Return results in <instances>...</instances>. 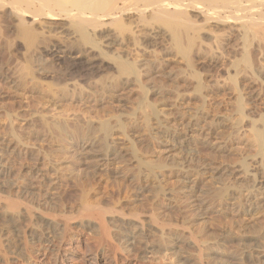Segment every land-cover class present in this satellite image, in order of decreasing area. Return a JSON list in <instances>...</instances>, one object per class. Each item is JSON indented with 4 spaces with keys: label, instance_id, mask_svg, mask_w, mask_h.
Wrapping results in <instances>:
<instances>
[{
    "label": "rangeland",
    "instance_id": "374dc122",
    "mask_svg": "<svg viewBox=\"0 0 264 264\" xmlns=\"http://www.w3.org/2000/svg\"><path fill=\"white\" fill-rule=\"evenodd\" d=\"M0 13V169L8 173L0 175L2 195L9 182L22 187L29 182L26 171L35 170L44 177L29 183L33 189L27 199L47 202L44 207L62 200L72 205L87 179L85 194L93 205L104 206L113 196L124 212L153 214L184 228L177 236L184 250L169 245L159 251V234L147 232L154 264L193 258L188 232L219 251L203 264H241L245 252L264 250V58L258 55L251 70L236 72L232 64L240 43L232 39L223 54L211 55L204 47L214 41L209 28L201 31L207 41L193 54L192 69L169 51L157 29H134L140 47H133L130 34L121 42L104 30L106 58L89 50L70 53L60 41L65 21H47L39 28L27 18L36 33L58 40L53 38L51 51L39 47V52L37 43L28 52L13 34L17 21ZM190 17L200 23L195 14ZM130 19L137 21V16ZM116 55L134 62L136 76L116 72ZM198 74L201 91L193 80ZM124 177L129 181L118 184ZM2 213L0 208V239L18 245L26 222ZM107 221L123 247L127 238L139 240V227L130 219ZM36 222L32 230L39 235L42 225ZM73 229L76 234L68 232L67 240L89 238L75 223Z\"/></svg>",
    "mask_w": 264,
    "mask_h": 264
},
{
    "label": "bare ground",
    "instance_id": "6f19581e",
    "mask_svg": "<svg viewBox=\"0 0 264 264\" xmlns=\"http://www.w3.org/2000/svg\"><path fill=\"white\" fill-rule=\"evenodd\" d=\"M0 11L3 18L11 17L17 21L13 34L15 38L23 42L22 45L24 44L27 51L37 43L39 52H41L39 47L44 48L45 52L51 51L50 44L55 39L45 36L43 31L38 30L36 33V28L32 23L38 22L39 27L47 21L63 20L67 28L64 29L66 35L60 41L70 53L82 54L89 50L106 58L108 54L102 48V38L107 36L104 30H109L110 36L121 42L125 41L126 36L130 34L133 47H140L141 45L138 46L140 37L135 36L134 29H152V31L157 29L163 32L162 35L169 43V51L179 56L185 65L192 69V56L202 51L201 42L207 41L204 40L201 31L209 28L208 32L211 33L214 41L211 45L205 44L204 47L208 50L207 53H212L211 55L223 54L224 47L232 39L236 38L240 43L239 58L232 64L236 72L240 68L251 70L253 59L256 56L264 58V0H0ZM190 14L198 16L200 23L192 21ZM134 15L137 16V21H133L136 22L133 26L130 18ZM27 18L32 20L31 24L26 22ZM231 27H235L236 30H232ZM234 31L238 32L237 37ZM143 51L144 49H133L132 52L139 54ZM145 53L144 51L143 54ZM117 56L119 55H116L113 61L116 72L120 75L136 76L137 68L134 62L123 61L120 56ZM20 73L22 74V71ZM192 75L190 76L193 77ZM196 76L198 78H193L195 82L197 81L195 88L201 91L203 84L199 74ZM0 80H3L1 74ZM5 174L8 175L0 169V175L5 176ZM24 176L29 179L27 180L29 182L22 187H14V184L9 182V189L5 188L8 190L7 195L4 192L7 196L5 201L2 200L3 192L0 193L2 198H0L2 200L0 208L5 210L7 215H16L26 222L25 229L21 228L23 229L22 237L19 236L20 233L17 235L20 238L16 237L19 240L22 238L18 245H12L9 241L4 244V240L0 239V264H48V260H52V264H154L149 260L152 251L146 246L147 235L150 232L159 234L156 239L159 251H165L169 245L180 250L186 249L177 237L178 230H183V227L161 220L153 214L145 216L135 210L124 212L117 206L118 200L113 196L104 206L93 205L85 194L87 179L80 183L78 203L73 202L74 204L68 205L65 204L67 203L65 200L63 204L62 200L53 207H44L47 202L34 203L33 200L30 201V198L27 199L29 190L32 188L31 182L44 175L39 171L37 173L35 170H30L26 171ZM133 179L142 185L148 184L146 179L138 175H134ZM118 180L120 181L117 183L123 185L129 181V178L124 177ZM5 215L4 218H6ZM112 216L128 218L136 223L140 231L139 240L133 242L127 238L123 243L127 245L126 247L119 244L117 241V237L120 236L119 232L112 231L107 221V217ZM36 220L38 221L36 223L42 225L39 235L36 234L37 231H34L37 228L32 230L35 224L33 222ZM74 223L87 234L88 239L75 242L66 239L68 232L76 234L73 229ZM13 229V232H16V228L13 227ZM187 239L193 246V258H186L181 264H203L205 257H209L211 253L219 254L218 250L212 248L210 250L203 246L191 232L187 233ZM103 243L107 244L105 248L101 247ZM129 246L139 253L132 254L127 249ZM240 260L241 264L242 261L244 264H264V250L255 254L245 252ZM157 264L163 263L160 261Z\"/></svg>",
    "mask_w": 264,
    "mask_h": 264
}]
</instances>
